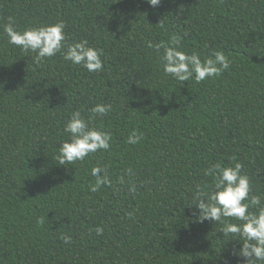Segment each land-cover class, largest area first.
Segmentation results:
<instances>
[{"label": "trees", "instance_id": "16d2710c", "mask_svg": "<svg viewBox=\"0 0 264 264\" xmlns=\"http://www.w3.org/2000/svg\"><path fill=\"white\" fill-rule=\"evenodd\" d=\"M9 17L18 31L63 21L68 44L102 51L103 71L62 52L37 63L8 43ZM173 35L202 60L222 51L229 69L199 83L166 75L154 45ZM75 111L110 148L61 165ZM235 162L264 199V0H0V264H245L241 237L190 205L215 190L206 171ZM94 167L110 179L96 192Z\"/></svg>", "mask_w": 264, "mask_h": 264}, {"label": "clouds", "instance_id": "9594fccd", "mask_svg": "<svg viewBox=\"0 0 264 264\" xmlns=\"http://www.w3.org/2000/svg\"><path fill=\"white\" fill-rule=\"evenodd\" d=\"M146 2L155 7L161 0ZM65 28L66 24L59 21L18 31L15 21L9 17L4 32L7 34L9 44L19 47L24 52L35 53L37 63L62 52L64 59L73 65L81 66L89 72L103 71L102 51L89 46L86 40L68 44ZM180 46L181 37L178 35H173L167 43L162 41L154 45L157 52L161 48L164 50L161 56L164 73L178 81L184 82L194 78L199 83L221 75L230 67V60L222 51H215L210 58L202 60L197 53L187 54L178 50ZM149 47L153 45L150 44ZM110 110L111 105L97 104L91 112L102 117ZM90 119L85 120L80 111L71 114L64 126V131L69 134L70 139L61 144L57 157L61 165L82 162L90 153L109 150L111 133L90 127ZM142 139L143 133L133 130L126 143L135 145ZM213 169L215 172L210 169L205 174L216 176L215 190L211 194L197 191L193 198L194 202L190 204L198 210L197 219L200 222L204 220L219 222L224 225L221 230L223 235L241 237L239 241L242 242V247L233 255L242 257L245 264H264V206H262L264 199L261 196L250 195L252 192L250 179L243 173V165L240 162H235L234 167L216 164ZM92 175L96 182L90 185V191L96 192L101 186L110 184L106 169L94 167ZM251 207H256L257 212H251L249 210ZM228 217L242 223H225L223 218ZM38 223L43 224L44 218H40ZM96 232L102 234L103 229L97 227ZM61 239L64 243H71L69 235H62Z\"/></svg>", "mask_w": 264, "mask_h": 264}]
</instances>
